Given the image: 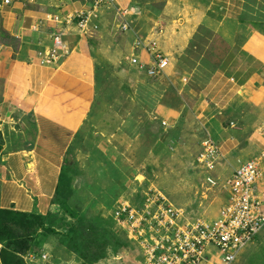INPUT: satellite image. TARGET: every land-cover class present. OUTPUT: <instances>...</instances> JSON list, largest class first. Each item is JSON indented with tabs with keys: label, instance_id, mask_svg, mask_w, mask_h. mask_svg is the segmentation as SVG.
Listing matches in <instances>:
<instances>
[{
	"label": "crops",
	"instance_id": "0c3cea01",
	"mask_svg": "<svg viewBox=\"0 0 264 264\" xmlns=\"http://www.w3.org/2000/svg\"><path fill=\"white\" fill-rule=\"evenodd\" d=\"M86 1L61 0L59 7L58 0L45 5L41 0H10L0 8V210L49 211L67 153L79 144L96 108L99 68L89 42L102 38L105 30L119 35L123 58L139 54L148 61L146 50L136 46L138 38L145 45L154 42V49L168 58L165 73L153 79L128 62L145 78L134 77L133 86L134 94L148 90L147 127L155 130L165 122L152 143V155L172 137L166 136L168 130L180 136L189 115L204 138L219 146L220 165L228 172L264 146L258 131L264 123V91L257 80L264 65V34L249 21L261 11L255 4L263 0H154L158 5L143 11L136 0H118L138 11L126 32L106 16L94 20L99 25L89 35L50 20L85 7ZM59 31L68 54L59 62L42 63L39 52ZM98 45L99 59L112 61L111 50ZM241 140L248 143L240 150ZM5 222L12 223L10 218ZM3 247L0 243V251ZM37 251L18 256L26 264L23 257Z\"/></svg>",
	"mask_w": 264,
	"mask_h": 264
},
{
	"label": "rangeland",
	"instance_id": "374dc122",
	"mask_svg": "<svg viewBox=\"0 0 264 264\" xmlns=\"http://www.w3.org/2000/svg\"><path fill=\"white\" fill-rule=\"evenodd\" d=\"M41 1L45 5L54 0ZM58 1L62 7L61 0ZM136 1L142 11L158 5L154 0ZM255 5L262 9L257 14L253 12L255 17L249 21L264 34V0ZM102 36L89 42L93 52H97L99 68L96 108L91 124L78 137L79 144L67 153L64 177L53 203L40 221L27 217L23 226L14 229L13 223L8 225L10 232L19 236L15 248L19 255L43 249L67 264H116L117 257H121V264H137V248L119 232L109 216L118 198L124 196L138 203L142 191L150 188L190 215L203 213L205 217H214L226 201L223 190L206 186L205 172L196 162L204 132L196 122L192 124L191 115L184 121L180 136L174 129L168 130L166 136L172 137L162 150L151 154L152 143L162 133L163 125L160 122L159 128L154 126L155 130L153 126L147 127L148 90L134 94L135 78L139 81L145 78L123 58L122 49L118 50L119 35L105 30ZM96 45L110 49L112 61H101ZM257 75L264 91V65ZM247 143L241 140L239 149L246 148ZM99 146L103 151L97 149ZM227 170L219 165L218 174L223 177L229 173ZM17 264H24L20 256ZM233 264H264V229L239 252Z\"/></svg>",
	"mask_w": 264,
	"mask_h": 264
},
{
	"label": "built area",
	"instance_id": "2783aa9c",
	"mask_svg": "<svg viewBox=\"0 0 264 264\" xmlns=\"http://www.w3.org/2000/svg\"><path fill=\"white\" fill-rule=\"evenodd\" d=\"M9 3L10 0H0V8ZM84 3L85 7L63 17L50 16V20L74 27L80 35H89L92 29L98 28L99 22L94 20L101 16L126 32L131 30L132 18L138 14L135 5L124 7L118 0H87ZM62 34V31L53 34L51 45L39 52L42 63L59 62L68 54ZM136 46L146 50L148 61L139 54H132L126 58L128 62L149 78L162 76L168 58L154 49V42L145 45L138 38ZM230 127L235 128V123L230 122ZM261 127L264 136V123ZM221 160L216 142L204 138L196 162L205 172L206 186L209 189L218 187L226 194L225 203L214 217H205L203 213L190 215L186 209L173 206L164 195L150 188L142 191L138 203L128 198L115 202L109 216L119 232L137 248V264H233L239 252L264 229V146L223 177L218 174ZM23 258L26 264H67L54 259L45 250L28 253ZM116 261L121 264V257Z\"/></svg>",
	"mask_w": 264,
	"mask_h": 264
},
{
	"label": "trees",
	"instance_id": "16d2710c",
	"mask_svg": "<svg viewBox=\"0 0 264 264\" xmlns=\"http://www.w3.org/2000/svg\"><path fill=\"white\" fill-rule=\"evenodd\" d=\"M27 217L40 221L43 215L0 210V243L4 246L0 251L2 264H17L19 253L15 248L19 244V236L13 235L8 225L13 223L14 229L23 226L22 221ZM7 218H10L12 223L5 222Z\"/></svg>",
	"mask_w": 264,
	"mask_h": 264
}]
</instances>
